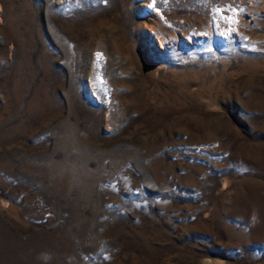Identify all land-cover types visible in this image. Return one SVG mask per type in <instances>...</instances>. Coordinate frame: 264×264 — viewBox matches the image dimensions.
Masks as SVG:
<instances>
[{
    "label": "rangeland",
    "instance_id": "374dc122",
    "mask_svg": "<svg viewBox=\"0 0 264 264\" xmlns=\"http://www.w3.org/2000/svg\"><path fill=\"white\" fill-rule=\"evenodd\" d=\"M0 264H264V0H0Z\"/></svg>",
    "mask_w": 264,
    "mask_h": 264
}]
</instances>
